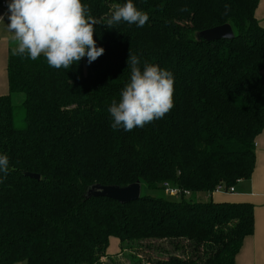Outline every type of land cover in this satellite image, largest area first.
<instances>
[{
	"label": "trees",
	"instance_id": "trees-1",
	"mask_svg": "<svg viewBox=\"0 0 264 264\" xmlns=\"http://www.w3.org/2000/svg\"><path fill=\"white\" fill-rule=\"evenodd\" d=\"M258 2L133 0L148 14L145 25L107 29V16L124 0H82L100 21L93 39L104 49L91 64L81 58L56 69L43 55H8V93L0 97V152L9 158L0 178V264H101L150 240L175 242L174 249L187 242L181 264H234L253 232V209L209 197L254 170L264 130ZM222 25L231 27V39L195 38ZM128 53L173 74L174 106L125 132L112 129L107 108L129 80ZM135 183L146 193L128 204L90 194L95 185ZM164 184L181 194L166 195ZM111 238L119 253L110 257Z\"/></svg>",
	"mask_w": 264,
	"mask_h": 264
},
{
	"label": "clouds",
	"instance_id": "clouds-1",
	"mask_svg": "<svg viewBox=\"0 0 264 264\" xmlns=\"http://www.w3.org/2000/svg\"><path fill=\"white\" fill-rule=\"evenodd\" d=\"M7 13L0 14V25L14 41L13 55L36 60L43 55L50 67L69 69L81 58L91 64L104 52L93 39L99 20L90 15L82 0H6ZM8 23H4V18ZM148 14L133 0L116 4L105 21V28L125 22L143 27ZM130 75L119 100L107 112L113 130L131 131L159 120L173 108L174 76L156 64L141 61L128 53ZM9 171V158L0 152V178Z\"/></svg>",
	"mask_w": 264,
	"mask_h": 264
},
{
	"label": "crops",
	"instance_id": "crops-1",
	"mask_svg": "<svg viewBox=\"0 0 264 264\" xmlns=\"http://www.w3.org/2000/svg\"><path fill=\"white\" fill-rule=\"evenodd\" d=\"M1 12L0 10V14ZM254 15L258 23L264 27V0H259ZM4 23H8L6 15ZM0 40H2L0 41V49L7 42L8 55L12 53L14 41L11 40L10 34L4 30L2 25H0ZM262 78L264 82V70L262 71ZM7 93L5 63L4 70L0 67V97L7 95ZM254 156V170L249 180L236 183L233 194L215 193L209 197L215 204H249L253 209V232L243 240L235 255L234 264H264V130L255 140Z\"/></svg>",
	"mask_w": 264,
	"mask_h": 264
},
{
	"label": "rangeland",
	"instance_id": "rangeland-1",
	"mask_svg": "<svg viewBox=\"0 0 264 264\" xmlns=\"http://www.w3.org/2000/svg\"><path fill=\"white\" fill-rule=\"evenodd\" d=\"M195 38L203 39L204 36L202 33L198 32ZM10 51H11V48H10ZM7 55H8V44L7 42H5L3 48L0 49V67L3 70L5 69ZM21 100H22L21 95L14 99L16 103H19ZM16 125L19 126L20 124L16 123ZM145 193H146L145 187H141V194H145ZM166 198L178 199L177 197L171 198L168 196H166ZM200 198L201 200L204 199V201H206L205 196L200 197ZM174 243L175 242L163 241V240L143 241L139 244L130 243L131 244L130 248L125 249L120 255H117L116 257H112V258H102L100 261H101V264H132V262L138 258L140 262H142L143 264H179L180 262H185L186 257L190 253L191 247L189 248L188 246L189 244L187 242L180 241L178 242V247L180 248V246H183V250L179 248L174 249ZM117 253H119L118 242L116 241L115 238H111L109 240V244L107 247V254L110 255L111 257V256L116 255ZM18 264H22V263H18Z\"/></svg>",
	"mask_w": 264,
	"mask_h": 264
},
{
	"label": "water",
	"instance_id": "water-1",
	"mask_svg": "<svg viewBox=\"0 0 264 264\" xmlns=\"http://www.w3.org/2000/svg\"><path fill=\"white\" fill-rule=\"evenodd\" d=\"M206 41L229 40L233 37L232 29L229 25L218 26L202 32ZM25 176L34 180H39L36 174H28ZM90 194L94 197L107 198L119 204H128L137 201L141 196V186L138 183L132 184L124 188L110 186H92Z\"/></svg>",
	"mask_w": 264,
	"mask_h": 264
},
{
	"label": "built area",
	"instance_id": "built-area-1",
	"mask_svg": "<svg viewBox=\"0 0 264 264\" xmlns=\"http://www.w3.org/2000/svg\"><path fill=\"white\" fill-rule=\"evenodd\" d=\"M0 10L3 14L7 13V7H6V0H0ZM164 193L168 196H175L180 195L181 191L178 189L170 188L167 184H164ZM214 193H220V194H233L234 193V187H229L227 190L224 189L223 186H218ZM184 194H188L187 192H184Z\"/></svg>",
	"mask_w": 264,
	"mask_h": 264
}]
</instances>
